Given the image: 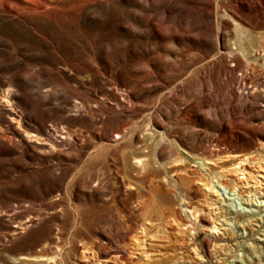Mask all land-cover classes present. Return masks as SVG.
Returning <instances> with one entry per match:
<instances>
[{"label":"rangeland","instance_id":"1","mask_svg":"<svg viewBox=\"0 0 264 264\" xmlns=\"http://www.w3.org/2000/svg\"><path fill=\"white\" fill-rule=\"evenodd\" d=\"M217 147L264 157V0H0V264H264Z\"/></svg>","mask_w":264,"mask_h":264},{"label":"bare ground","instance_id":"2","mask_svg":"<svg viewBox=\"0 0 264 264\" xmlns=\"http://www.w3.org/2000/svg\"><path fill=\"white\" fill-rule=\"evenodd\" d=\"M61 131H62V129H61ZM61 134H63V133H61ZM217 153H218V155H217L218 159L217 160H222V162L224 161L225 162L224 165L220 166L218 170H213V169L209 170L208 168L204 169V167H205L204 163H201V165L198 168H200L201 171L206 170L207 173H202L201 176H199V178H198L199 182L203 183V186L209 195H213L214 193H218V191H216V186L213 183V180L217 179V181H218L217 183L219 184L220 187L225 188V189L230 188V190L232 192L238 191L239 196L242 198V200L247 202V203L250 202L251 206H253L254 200H256V198H250L251 196H249V195L252 193V191H244L241 189V187L244 186L243 184H245V187H248L250 185L251 180L255 181L254 184L256 186L261 187L262 182L258 180V176H256L255 171L257 170V168L259 170H263L261 163L264 162V157L262 155H258V154L252 155V154L228 153L227 151H225L219 147H217ZM199 160H203V159L200 158ZM204 161L205 160H203L201 162H204ZM211 161H214V160H211ZM193 162L197 163V160L195 159ZM231 175L237 176L238 181L241 184V187L239 186V184H236L235 182L231 183L230 180H228V178ZM259 177H262V176L259 175ZM243 182H245V183H243ZM256 186H255L254 197H256V195L259 192V191H257L258 188ZM245 195H247V199L243 198V196H245ZM138 206L140 209L139 210L140 214H141L142 219H143L141 224H140V229H142V232L147 230L146 225H145V223H147V221H149L150 223L153 224L154 222H158V220H161V215H160L161 212L158 210L157 207L148 203L143 196L140 197V199L138 201ZM182 209H183V211L187 212L189 214V216L194 221H197L199 219L200 214H201V210L195 204H193V203L190 204L189 202H185L182 204ZM174 215L176 216V214H174ZM184 216H185V214H184ZM239 218H244V215L236 213V219H239ZM186 220L181 219L182 224H179V227L182 228L183 230H189L190 229L189 230L190 236H191L190 241L193 243L195 240V236H194L195 233H193L192 230L193 229L196 230V228H192V225H190L188 222H185ZM245 221H248V220L244 219L243 223ZM152 224H150V226H152ZM211 230H214L215 232L220 231L219 227L216 226V224L214 225V223H213V227ZM135 242H137V240ZM90 250L85 247L80 252L81 261L92 263L97 259L99 260V256L96 253L91 252ZM194 251L198 255L197 248H194ZM36 258H39V257H36ZM36 258H33V260ZM112 258H118V254L117 255L114 254L112 256ZM19 259H26V257H20ZM102 260L104 262L110 261V259H102Z\"/></svg>","mask_w":264,"mask_h":264}]
</instances>
